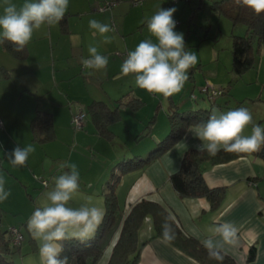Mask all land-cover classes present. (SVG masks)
Masks as SVG:
<instances>
[{
    "label": "crops",
    "instance_id": "obj_1",
    "mask_svg": "<svg viewBox=\"0 0 264 264\" xmlns=\"http://www.w3.org/2000/svg\"><path fill=\"white\" fill-rule=\"evenodd\" d=\"M107 1H113L114 5L107 10H100L99 7ZM203 1L189 0L190 9H185L184 5L185 12L181 14L177 9L173 16L183 17L189 21L196 5L198 7ZM213 1L216 0H210L209 3ZM10 2L19 8L25 0ZM180 4L181 2L178 4L179 7ZM168 6L167 2V8ZM4 7V0H0V14H3ZM159 7L166 9V0H69L65 12L67 13L65 28H62L59 21L55 25H43L39 30H35L31 41L26 45V57L18 58L0 44V63L9 69V77L0 79L1 151L10 145H7L9 141L7 135L16 143L14 147L18 144L26 145L28 140L26 134H29L30 140L33 141L29 121L36 107L50 112L52 116L54 137L45 145L56 143L58 139L62 143L67 140L80 143L91 135L90 146L96 147L99 146V142L95 136L100 138L102 135L97 132V124L87 111V105L92 100L105 101L110 107H116L119 115L116 121L109 124L111 130L109 138L117 137L121 141V137L127 136V139L134 141L133 148H130L128 154L135 157L134 160L145 158L168 134L171 127L169 117L172 112L198 108L224 112L230 106L227 95L225 98L218 96L209 101L214 102L212 106L205 104L203 99L208 98L203 88L211 83L205 81V84L201 85L202 80L196 81L191 73L183 89L170 96L168 100L135 87L133 74L128 76L121 74V65L129 51L134 50L142 40L155 41L147 30L145 17H150ZM198 15L199 12L195 16L196 19ZM92 19L108 24L112 31L104 35L99 34L89 27V21ZM178 24L179 22L176 23ZM185 29L189 30V24L183 25V28L176 27L175 31L184 34ZM73 37L78 39L74 41ZM105 37L109 38V43H104ZM203 39L202 35H198L197 41ZM89 46L97 47L99 54L108 57L109 62L105 69L99 71L81 69L79 59L88 58ZM208 71L214 72L211 69ZM202 76L205 78L209 75L204 73ZM213 81L225 85L224 79ZM195 83L201 85L198 88L202 94H197L193 90ZM198 97L201 101L197 100ZM119 98L121 100L117 101ZM130 98L141 101L140 107L132 109L126 104ZM192 101H197L196 105ZM80 109L86 111L85 122L82 128L74 129L71 116ZM152 117L154 122L149 124ZM147 124L148 134L140 140L137 136L145 130ZM190 126L159 156L120 174L115 184V193L123 213L126 214L130 206L141 198L157 201L170 211L184 234L200 242L208 238L219 240L215 228L219 224L229 223L237 229L234 243L225 244L220 250L230 255L237 264H264V158L256 154H247L226 162L203 164L206 183L211 187L225 188L216 208H211L205 197H180L169 180V174L178 169L187 148H196L195 145L202 143L188 131ZM244 132L251 133L250 124ZM65 136L67 138H62ZM101 146L109 147V144L103 143ZM71 156L72 154L68 156L67 162ZM2 157L0 170L1 165H5V156ZM100 165L103 168L104 165L102 163ZM106 169L103 168L104 172L101 169L100 175L106 174ZM36 178L44 179L40 176ZM108 180L111 181V178ZM41 184L46 186L48 183ZM102 205L99 208L104 211ZM10 226H17L23 235L18 245H13L11 240L9 241L12 250L21 249L23 254L38 251V241L28 232L27 222ZM118 236L119 229L115 231L95 264H107ZM7 238L10 239L8 232ZM138 238L139 241L145 240L140 250L139 264H204L169 241L162 242V237L155 234L151 215H147L143 220L138 230ZM252 245L255 246V254L254 258L249 260L247 256ZM23 264H27L25 259Z\"/></svg>",
    "mask_w": 264,
    "mask_h": 264
},
{
    "label": "clouds",
    "instance_id": "obj_2",
    "mask_svg": "<svg viewBox=\"0 0 264 264\" xmlns=\"http://www.w3.org/2000/svg\"><path fill=\"white\" fill-rule=\"evenodd\" d=\"M236 3L251 8L255 13L264 12V0H236ZM3 14H0V44L10 42L14 51L21 52L31 41L33 32L43 25L52 26L65 15L69 0H25L17 8L10 0H4ZM176 8L161 7L145 23L152 39L142 40L134 50L129 51L121 65V74L135 77L134 85L149 94L170 97L179 93L189 79L188 70L197 64L195 52L185 46L183 33L175 31L173 14ZM89 27L104 35L112 31L110 26L96 19L89 21ZM78 38L73 37V40ZM105 37L104 43H109ZM88 58L81 57L79 63L86 70L99 71L108 65V57L99 54L97 47H88ZM251 112L246 107L220 112L213 109L206 122L189 127L188 131L202 143L195 145L199 153L216 156L218 152L251 153L259 151L264 144V128L253 124L250 135H242L252 123ZM35 148L17 146L6 158L13 167H23ZM60 167L69 171L52 178L53 186L37 200L33 213L27 221V230L38 241L40 264H68L64 256L63 241L91 238L103 219L104 211L89 203L74 208L68 206L79 189L80 173L75 163L63 162ZM5 179L0 175V201L11 194L5 190ZM47 187V186H46ZM219 240L212 238L201 241L209 257L222 259L219 250L225 244L234 243L237 229L224 223L215 228ZM173 238L171 226H162V242Z\"/></svg>",
    "mask_w": 264,
    "mask_h": 264
},
{
    "label": "trees",
    "instance_id": "obj_3",
    "mask_svg": "<svg viewBox=\"0 0 264 264\" xmlns=\"http://www.w3.org/2000/svg\"><path fill=\"white\" fill-rule=\"evenodd\" d=\"M211 8L217 13L227 16L233 25L241 23L246 27L243 34H234L232 37L230 48L231 72H233L235 78L254 65V50L259 49V47L264 48V12L257 14L251 8L237 4L236 0H216L211 3ZM66 20L67 13L60 20L62 28H65ZM1 45L18 58H24L27 55L26 46L23 51L16 52L10 42L5 41ZM81 69H84L82 65ZM8 77L9 69L0 63V79ZM120 100V98L117 99V101ZM126 104L132 109H137L140 107L141 101L130 98L126 101ZM80 110L84 111L86 118V111L84 109ZM87 111L97 124V132L104 137H110L109 124L118 119L117 108L110 107L108 103L102 100H92L87 105ZM211 113L209 108L172 112L169 117L171 127L168 134L159 141L158 146L149 152L145 158L128 162L129 164L122 167L123 171L156 158L177 141L188 126L206 122ZM153 122L154 117L148 123L152 124ZM29 127L33 141L43 143L54 137L52 116L48 111L36 107L29 121ZM148 129L149 125L147 124L145 132L140 133L137 138L148 134ZM247 154H256L264 158V144L256 152L237 154L220 151L216 156H210L206 152L199 153L196 148L190 147L185 150L178 169L169 174V180L180 197H205L211 208H216L223 197L225 188L223 186L211 187L206 183L203 176V164L206 162L211 164L226 162ZM120 174L117 179L107 181L104 185V216L91 238L63 241L61 258L67 256L69 258L68 264H95L117 229H119V236L112 246L107 264H139V254L145 240L139 241L138 230L147 215L152 217L157 236L162 237V226L165 223L169 224L173 234V238L169 242L185 250L202 263L237 264L230 255L221 250H219V255L222 259L210 258L208 250L203 244L196 238L184 234L170 211L157 201L141 198L132 204L128 212L124 214L115 193V184ZM9 227H7V232ZM6 231L1 232L0 230V264H13L12 261L6 258V254L12 250L10 239L3 234ZM254 254L255 246L252 245L249 248L247 258L249 260L253 259Z\"/></svg>",
    "mask_w": 264,
    "mask_h": 264
},
{
    "label": "rangeland",
    "instance_id": "obj_4",
    "mask_svg": "<svg viewBox=\"0 0 264 264\" xmlns=\"http://www.w3.org/2000/svg\"><path fill=\"white\" fill-rule=\"evenodd\" d=\"M209 1L204 0L198 7L196 5L189 21L183 17L173 16V19L179 22L176 27L183 28V25L189 24V30L185 29L183 34L185 46L197 55L198 62L188 70V76L191 73L196 78V81L202 80L201 85L205 84V81L214 84L218 90V95L215 98L218 96L225 98L227 95L230 106L224 112L239 107H246L253 118L252 123H250L251 130L253 124L264 128V48L255 49L253 54L254 65L234 78L233 72L230 71L232 37L234 34H243L245 26L241 23L232 25L227 16L215 13ZM167 2L169 3L168 8L174 7L181 14L185 12L184 5L185 9H190V3L187 0H166V9H168ZM179 2H181L180 7L178 5ZM197 12H199V15L196 19ZM198 35H202L204 39L197 41ZM209 69L214 70V72L210 73ZM203 70L205 72H202ZM204 73L209 76L204 78L202 76ZM213 79H224L225 85H220L221 83L215 82ZM201 85L195 83V87H192L197 94H202L198 88ZM226 87H228L227 91ZM223 91L225 92L221 94ZM155 96L163 100H168L169 98L161 95ZM197 100L201 101V98L198 97ZM203 101L210 106L214 105V102L211 103L208 99H203ZM192 102L196 105L197 101ZM246 132L242 133V135L251 134ZM26 136L28 138L26 145L18 144L14 147L16 143L7 135V140H9L7 145H10L6 146V149L4 147L2 151L0 148V160L3 158L2 155L5 156V165H1L0 175L5 179V190L11 193L6 200L0 201L1 232L5 231L10 225H20L21 222L28 221L34 211L37 200L53 186L52 178L69 171L67 168L62 169L60 165L68 161L70 154L72 156L69 159V163H75L80 173L79 189L68 204V206L74 208L89 203V201V206L99 207L103 204L102 206L104 207L103 186L107 181H110L108 180L109 178L113 181L118 178L119 173L131 171L129 168L123 171L122 167L136 159L128 155L130 148H133L132 144L134 141L127 139V136L121 137V141L117 137L102 136L98 138V136H95V139L99 142V146L96 147L90 146L91 135L86 138V141L80 143L71 140L62 143L58 139L56 143L49 145L45 144L50 142L51 139L40 143L31 141L29 134H26ZM145 137H141L140 140ZM62 138H67V136ZM103 143L109 144V147L102 148L101 145ZM29 144L34 146L35 151L29 154L25 166L13 167L5 154L10 153L17 146L26 147ZM100 163L104 165L103 168H107V176L102 174L104 170ZM101 169L103 170L102 175H100ZM37 176L47 180V187L41 184L36 178ZM3 234L7 236V231ZM26 242L27 239H25ZM6 258L12 260L13 264H23L24 259L27 264H40L38 251L23 254L21 249L15 248L6 254Z\"/></svg>",
    "mask_w": 264,
    "mask_h": 264
},
{
    "label": "built area",
    "instance_id": "obj_5",
    "mask_svg": "<svg viewBox=\"0 0 264 264\" xmlns=\"http://www.w3.org/2000/svg\"><path fill=\"white\" fill-rule=\"evenodd\" d=\"M187 1H189V0H187ZM112 5H114L113 1H107L104 4H102L99 7V9L104 11V10L109 9ZM176 23H178V21H176ZM82 68H83V66H82ZM203 89L206 92V97L208 98L209 101H213L215 99V97L218 95V90L214 85L206 84ZM84 121H85V113L82 110L77 111L75 114H73V116L71 118V124L75 129L82 128V126L84 125ZM0 127H2V121L1 120H0ZM39 180L43 184L47 183L46 179H39ZM8 233L10 236L11 243L13 245L20 244V242L23 238V235L17 226H10L8 229Z\"/></svg>",
    "mask_w": 264,
    "mask_h": 264
}]
</instances>
